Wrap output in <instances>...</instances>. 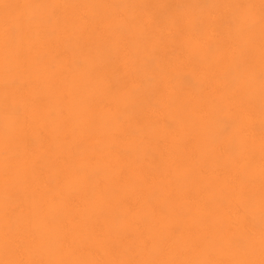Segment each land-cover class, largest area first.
I'll return each instance as SVG.
<instances>
[{
	"label": "bare ground",
	"instance_id": "6f19581e",
	"mask_svg": "<svg viewBox=\"0 0 264 264\" xmlns=\"http://www.w3.org/2000/svg\"><path fill=\"white\" fill-rule=\"evenodd\" d=\"M0 264H264V0H0Z\"/></svg>",
	"mask_w": 264,
	"mask_h": 264
}]
</instances>
